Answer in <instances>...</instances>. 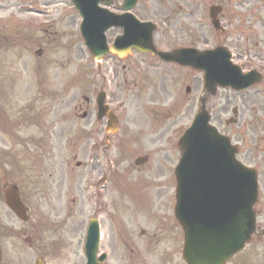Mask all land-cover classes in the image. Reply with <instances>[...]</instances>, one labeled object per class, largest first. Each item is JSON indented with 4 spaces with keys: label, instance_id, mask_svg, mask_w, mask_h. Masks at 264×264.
Segmentation results:
<instances>
[{
    "label": "rangeland",
    "instance_id": "1",
    "mask_svg": "<svg viewBox=\"0 0 264 264\" xmlns=\"http://www.w3.org/2000/svg\"><path fill=\"white\" fill-rule=\"evenodd\" d=\"M56 1L59 4L53 3L51 7L50 0L46 2L48 5L44 7L49 8L52 14H49L51 17L47 24H40L39 18L25 10L31 6L37 8L36 5L44 0H0V100L8 112L5 115L0 105V187L3 183L18 186L28 200L30 217L27 223L20 224L6 210L0 196L2 224H10L15 228L21 226L20 234L9 233L10 238L5 240L3 264H33L35 256L39 255L38 251L46 253L50 264L83 263V255L77 252L78 239L82 221L89 218L94 208L91 203L97 201L94 189L90 186V182L98 175L92 168L96 162L104 163L109 169L111 185L106 190V201L113 209L111 215L102 212L99 217L105 225V232L108 230L107 234H111L112 239L116 240L114 234L120 231L126 238L135 239L133 236L140 234L147 224L157 223L160 216L164 217L168 206L166 201L170 196L168 175L179 157L176 142L198 110V99L202 92L201 74L161 67L155 62L151 64L148 62L153 61L140 54H133L134 59L129 60L130 64H125V70L119 64L113 65L106 60L98 65L82 41L75 38L77 27L73 23L71 5L67 0L63 3L61 0ZM250 5L254 9L264 8V0H251ZM191 8L194 11L193 6ZM59 15L63 17L57 21ZM199 33H190L192 39L179 34L177 39L172 38L166 50L194 43L200 49L217 45L210 28L206 27ZM201 35L206 42L198 39ZM23 37L27 43L22 41ZM36 37L43 41L54 38L58 43L49 48L32 47L30 41L34 43ZM238 51L241 57L260 54L261 64L264 63V48L251 50L249 47H240ZM187 87L190 88L189 94L185 93ZM259 88L253 89L245 98L230 90L219 89L214 98L208 99L207 109L212 113L213 124L228 135L233 143H240L243 139L238 135L236 126L225 125V121L232 116V108H240V114L243 112L247 121L253 116L250 109L258 113L259 119L264 117V85ZM97 89L106 92L117 117L124 120L114 141L105 145L93 141L88 133L90 130L86 129L94 118V115L92 118L89 116L91 105L87 98L92 95L95 97ZM56 91L62 93V98H54L51 105L44 108L49 110L48 113L43 114L40 111L43 97L39 95H49L50 92L56 95ZM27 108L30 109L28 113ZM39 112L40 121H48L56 132L60 130L59 137L56 138V132L50 133V129L33 125ZM21 116L25 118L24 124H18L17 127L22 129L16 128V132L12 133L11 124L5 121L7 118L19 121ZM253 127L255 133L253 128H248L250 140L245 136L243 153L238 158L255 166L264 181L263 120ZM255 140L256 151L252 146ZM252 148L254 154L251 153ZM146 155L150 157V162L144 166L143 173L136 177L131 163L137 156ZM124 188L129 190L123 198L124 202L134 197V190L139 194L135 196L136 200L142 197L134 208H129V202L128 208L127 203H122L120 195L125 194ZM150 191H156V194ZM147 204L151 207L150 215L145 210ZM119 213L124 217H117V221L114 216H119ZM46 216L63 218L61 227L68 229V241H71L70 245H63L67 249L65 253L59 250L56 254V250L52 252L45 248L51 240L62 238L58 232L53 233L49 229L42 236L38 231L35 247L27 246L25 239L36 237L35 231L39 230L33 224L35 219ZM51 220L56 222L55 219ZM76 224L78 226L74 231ZM161 226L168 229L167 234L174 235L167 220H161ZM172 242L170 236L160 238L163 249L151 257L156 261L174 264L175 259L166 252L170 248L168 243L173 247ZM258 250L251 246L248 253L231 264H251L258 255L264 254Z\"/></svg>",
    "mask_w": 264,
    "mask_h": 264
},
{
    "label": "water",
    "instance_id": "2",
    "mask_svg": "<svg viewBox=\"0 0 264 264\" xmlns=\"http://www.w3.org/2000/svg\"><path fill=\"white\" fill-rule=\"evenodd\" d=\"M100 31L102 33L104 30ZM103 42L100 34L95 46L88 44L97 59L106 51ZM135 48L144 52L152 50L149 34ZM120 49L123 47L119 44L112 52ZM129 50L128 48L127 51ZM124 52L119 51L118 54L123 55ZM215 52L200 54L189 50L159 55L164 60L203 70L205 86L212 95L217 85H237L239 82L246 84L252 80L249 77L239 78L234 70V73L229 71L218 54L220 50ZM227 67L230 68L228 61ZM103 100L101 95L98 101L101 113L105 110ZM208 120L209 117L202 108L194 126L178 142L181 158L175 171V215L188 233L189 240L192 235L198 242L197 249L191 253V256L197 255V259L188 260L189 264H224L242 249L255 226L252 206L256 197V176L236 162L235 150L228 139L209 127ZM5 200L13 212L24 218L23 206L10 187L6 188ZM87 256L89 263H92L89 248Z\"/></svg>",
    "mask_w": 264,
    "mask_h": 264
},
{
    "label": "flooded vegetation",
    "instance_id": "3",
    "mask_svg": "<svg viewBox=\"0 0 264 264\" xmlns=\"http://www.w3.org/2000/svg\"><path fill=\"white\" fill-rule=\"evenodd\" d=\"M124 1L125 0H111V12L121 13L120 9ZM233 3L234 0H221L216 3L221 6V12L218 16L219 30L217 32L220 42H222L225 46H230L232 48L249 47L252 44H255V46L260 44L264 45V8L254 9L252 5H250L251 0H247L243 5L239 4L238 7H236V5ZM245 5L248 6H246L244 9L241 8V6ZM191 6H193L194 11ZM178 8L179 11H177ZM207 9L208 0H136V5L132 12L140 21L155 22L159 28L158 35L155 37V43L158 45L159 39H161V46L167 47L169 46L168 43L170 40L174 37L176 38L177 33H187L193 30H198L199 27L201 28L203 26V24L205 26L208 23V17L206 14ZM256 116H258V114H255L251 121L246 122L244 120L245 115L242 112L238 116L237 120L239 133H242L247 127L252 126L253 124L257 126L258 123L256 122L260 123L261 120H254ZM51 128L56 132L55 127ZM51 133L54 132L51 131ZM55 136L56 138L60 136V130H57ZM50 137H54V135H50ZM138 171L142 172L144 170L138 169ZM152 171L155 173L158 172L154 170ZM150 184H153V182ZM262 191V195L258 201V206L261 208L264 207V187L262 188ZM150 192H152L153 195L156 194V191ZM97 204L98 207H96V209L93 211L95 217H97L98 214L102 212H105L107 215H111V211H109V202H104L103 205H101V202H97ZM150 208V205L147 204L145 207L147 215H150ZM263 216L264 213L262 210H260L258 215L260 223H264V220L262 219ZM114 219L118 220L117 218ZM161 220L168 221L169 227L172 229L174 235L171 233L167 234L168 229L161 226ZM33 224L37 225L39 228V230H34L36 232V237L38 236V231H40L41 236L47 232L46 229H49L53 233L58 231L57 227L50 226L48 225L49 223L34 222ZM117 225L119 224L117 223ZM77 226V224L74 226V231ZM12 230V225L0 223L1 235L3 232L9 233ZM141 231L142 232L139 236L141 237L145 248L153 253H157L160 250V238L164 239L167 236L172 237L173 242L176 241L175 245L172 247L171 243H168L170 248L166 252L172 255V257L175 259V254L178 251L177 246L179 247V243L181 242V234L173 217L160 216L157 220V223H151V225L147 224L146 229ZM107 232H105L103 238L104 244L102 247L100 246L101 252H104L107 255H113L114 253L118 255L120 253L118 246L121 244L131 253H141L142 248L136 246V244L133 242L134 239L126 238V236H124L119 242L112 239V235H108ZM120 234H122L121 231L119 233L116 232L114 235L117 236ZM34 238L35 237H28L27 240L31 244ZM40 238L42 239V237ZM35 246L36 245L33 247ZM47 247L48 245L45 246L46 249Z\"/></svg>",
    "mask_w": 264,
    "mask_h": 264
}]
</instances>
